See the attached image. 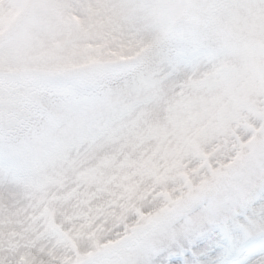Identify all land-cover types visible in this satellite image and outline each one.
Here are the masks:
<instances>
[{"label": "snow or ice", "instance_id": "obj_1", "mask_svg": "<svg viewBox=\"0 0 264 264\" xmlns=\"http://www.w3.org/2000/svg\"><path fill=\"white\" fill-rule=\"evenodd\" d=\"M0 264H264V0H0Z\"/></svg>", "mask_w": 264, "mask_h": 264}]
</instances>
